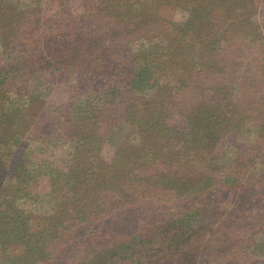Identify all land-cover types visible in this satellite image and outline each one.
Wrapping results in <instances>:
<instances>
[{"label": "trees", "instance_id": "trees-1", "mask_svg": "<svg viewBox=\"0 0 264 264\" xmlns=\"http://www.w3.org/2000/svg\"><path fill=\"white\" fill-rule=\"evenodd\" d=\"M257 1L0 0V264H264Z\"/></svg>", "mask_w": 264, "mask_h": 264}, {"label": "rangeland", "instance_id": "rangeland-1", "mask_svg": "<svg viewBox=\"0 0 264 264\" xmlns=\"http://www.w3.org/2000/svg\"><path fill=\"white\" fill-rule=\"evenodd\" d=\"M256 4L260 6V11H261L260 12V15H261L260 20H262V24L264 26V20H263L264 9H262V8H264V0H258L256 2ZM72 6L75 9L80 8L78 6V4H74ZM37 17H39V16H37ZM221 17H222L221 13L219 11H216L213 15V19L217 23H221ZM135 44H136L135 42L129 43L126 45H123L122 43H114V44H110V46H112V52L113 53L125 56V55L131 54L132 52H134V50L136 48ZM65 95H66V93L63 90V87H60V88L55 87V90L51 93H49V91H42V97L41 98L37 97V98L33 99V103H32L33 107L32 108H34L33 110H35L38 113V112H40L41 108H43L44 104L50 103V101H53V100L58 101L60 99H63L65 97ZM68 154H69V147L67 145L66 146L64 145V146L56 147L53 150L52 158L59 160V161L67 160ZM13 251H15V250H13Z\"/></svg>", "mask_w": 264, "mask_h": 264}]
</instances>
